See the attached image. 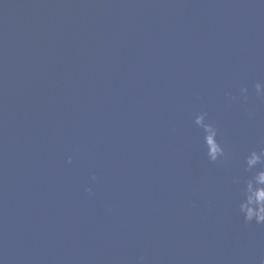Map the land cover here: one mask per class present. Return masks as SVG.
Listing matches in <instances>:
<instances>
[{"label": "water", "instance_id": "obj_1", "mask_svg": "<svg viewBox=\"0 0 264 264\" xmlns=\"http://www.w3.org/2000/svg\"><path fill=\"white\" fill-rule=\"evenodd\" d=\"M258 81L264 0H0V264H264Z\"/></svg>", "mask_w": 264, "mask_h": 264}, {"label": "clouds", "instance_id": "obj_2", "mask_svg": "<svg viewBox=\"0 0 264 264\" xmlns=\"http://www.w3.org/2000/svg\"><path fill=\"white\" fill-rule=\"evenodd\" d=\"M253 87L255 96L264 99V82L258 81ZM249 93V88L242 86L239 95L230 94V99L235 101L242 97L246 100ZM248 116L252 119L255 113L249 111ZM194 124L202 130L203 148L208 160L213 163L222 162L226 157V150L220 139L221 132L218 126L209 120L206 111L195 116ZM95 179V176L91 177V180ZM233 183L239 186L237 209L244 223L264 225V147L252 149L246 154L242 174L235 176ZM87 191L91 193L92 189L88 188Z\"/></svg>", "mask_w": 264, "mask_h": 264}]
</instances>
